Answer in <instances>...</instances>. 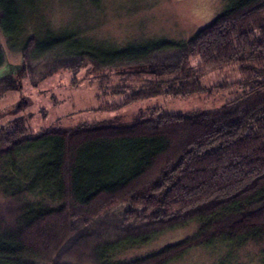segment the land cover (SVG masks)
I'll return each instance as SVG.
<instances>
[{"label":"trees","instance_id":"16d2710c","mask_svg":"<svg viewBox=\"0 0 264 264\" xmlns=\"http://www.w3.org/2000/svg\"><path fill=\"white\" fill-rule=\"evenodd\" d=\"M29 4L0 0V29L24 64L5 63L0 80L7 83L88 65L95 72L119 69L121 81L153 77L135 90L126 85L122 93L134 91L100 108L109 111L158 94L210 90L201 74L234 65L241 92L216 108L176 114L150 108L124 123L80 122L36 133L23 117L0 124V264H59L67 247L78 264H169L200 246L264 243V0H228L189 40L169 43L176 52L159 69H145L136 46L94 56L75 33H23ZM4 62L0 46V67ZM118 205L128 218L112 227L99 222ZM189 224L196 230L179 242L110 261L115 250Z\"/></svg>","mask_w":264,"mask_h":264},{"label":"rangeland","instance_id":"374dc122","mask_svg":"<svg viewBox=\"0 0 264 264\" xmlns=\"http://www.w3.org/2000/svg\"><path fill=\"white\" fill-rule=\"evenodd\" d=\"M227 1L31 0V4L21 14L23 23L21 22L20 31L42 37L51 29L59 34L75 33L74 41L80 45H89L94 56L98 52L136 46L138 56L144 57V68L149 69L150 66L159 69L157 64L167 61L176 52L177 47L171 44L189 40L223 11ZM6 41L0 29V46L5 56L0 71L5 69L7 62L24 65L19 48H15L13 42ZM47 64L49 59L39 61L36 63V70ZM116 70L102 69L95 72L88 65L77 73L58 70L44 78L40 74L14 77L13 80L10 78L9 83L1 79L0 124L23 117L32 132L36 133L49 126L68 127L80 122L124 123L133 114L150 108H158L166 114L216 108L241 92L234 84L239 77L236 67L229 65L201 74V85L210 90L186 97L158 94L116 110H101L105 103L126 97L130 91L140 88L146 79L153 78L141 74L140 78L121 81V76L114 72ZM126 85L134 87V90L128 89L126 93H122ZM126 210L125 205H118L108 211L99 222L107 223L110 227L116 226L124 218H128ZM98 225L93 224V227ZM196 228V224H189L164 231L148 242L115 250L110 255V261L151 254L187 238ZM69 251L67 247L64 256L56 258V263L78 264L81 259H77L74 254L70 255ZM220 261L221 264H264V243L249 242L241 247H228L219 243L200 246L169 264H218Z\"/></svg>","mask_w":264,"mask_h":264}]
</instances>
